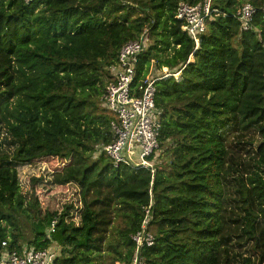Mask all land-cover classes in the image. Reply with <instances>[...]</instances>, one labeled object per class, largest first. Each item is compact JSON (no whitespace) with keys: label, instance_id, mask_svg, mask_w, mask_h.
Masks as SVG:
<instances>
[{"label":"trees","instance_id":"16d2710c","mask_svg":"<svg viewBox=\"0 0 264 264\" xmlns=\"http://www.w3.org/2000/svg\"><path fill=\"white\" fill-rule=\"evenodd\" d=\"M181 1H210L197 49L176 17ZM245 3L257 9L248 31L235 16ZM263 5L0 0V125L12 146L0 149V253L6 241L19 252L49 249L53 264H103L108 246L112 264H131V235L153 198L150 264H264ZM144 29L136 82L152 62L172 74L155 82L163 128L153 179L102 150L113 134L101 95L122 46ZM43 163L52 183L28 177L23 191L18 167ZM71 185L79 201L44 207ZM116 211L126 226L108 240Z\"/></svg>","mask_w":264,"mask_h":264},{"label":"built area","instance_id":"2783aa9c","mask_svg":"<svg viewBox=\"0 0 264 264\" xmlns=\"http://www.w3.org/2000/svg\"><path fill=\"white\" fill-rule=\"evenodd\" d=\"M35 0H25L31 3ZM264 10V5H263ZM210 1L192 4L181 1L176 17L183 21L182 29L189 34L199 48L203 34L207 31V19L211 15ZM256 7L245 3L237 9L235 16L242 24V30L253 29ZM148 30L140 37L124 44L119 52L117 63L111 68L113 79L101 95V101L112 116L110 129L113 140L102 147L115 166L125 165L131 169L146 168L152 179L160 164L158 152L161 147L160 136L163 128L162 111L156 104V85L158 79L167 77L152 76V69L145 78L136 82L138 55L145 49ZM153 184V181L151 182ZM152 206L144 209L140 227L131 235L134 253L131 264H150L144 250L155 245L156 236L151 229ZM54 220L49 234L54 231ZM0 264H53L54 254L49 249L26 248L22 252L7 249L8 243L2 242Z\"/></svg>","mask_w":264,"mask_h":264},{"label":"rangeland","instance_id":"374dc122","mask_svg":"<svg viewBox=\"0 0 264 264\" xmlns=\"http://www.w3.org/2000/svg\"><path fill=\"white\" fill-rule=\"evenodd\" d=\"M193 57H190V60H192ZM157 62H152V66L151 69H155L154 71L156 73H154V71L152 72V76H156V75H163V74H168L170 73L169 68L167 67H163L161 69L157 70ZM171 74V73H170ZM177 78H180V73H176L175 74ZM0 149L4 152H12V146L9 145V136L6 132V130L0 125ZM164 155V154H163ZM161 157V161H163V159L165 158V155ZM15 165V163H12ZM19 170V177L21 180V187L23 189V191L28 189V181L27 178L28 177H32V176H36V177H44L46 181H48L49 183H52V177H53V169L49 164L43 163L40 164L38 166H31V165H21L20 167H18ZM52 186H54L53 184H51ZM51 196V195H50ZM79 201V191L76 190L75 187H73V185L70 186V192L69 193H65L63 195H61L60 197H57L53 200V202L51 203H47L45 204V208L49 209V210H61L63 209L64 204L67 201ZM77 221H79V217H77ZM126 226V222L124 220V216L123 213L121 212H115L114 214V222L113 225L111 227V229L109 230V239H114L116 240L118 238V234L119 232L125 228ZM56 247V246H55ZM239 246H237L238 248ZM57 248V247H56ZM242 251L245 252L246 251V255H252L251 251H248L249 246H242ZM112 248H108V246L105 247V252L103 254V257L101 258L103 264H112L114 257H115V253L112 254ZM60 252V250H58V253ZM119 264V263H116Z\"/></svg>","mask_w":264,"mask_h":264},{"label":"water","instance_id":"95a60500","mask_svg":"<svg viewBox=\"0 0 264 264\" xmlns=\"http://www.w3.org/2000/svg\"><path fill=\"white\" fill-rule=\"evenodd\" d=\"M193 56V55H192ZM172 74H169L167 77L171 76Z\"/></svg>","mask_w":264,"mask_h":264}]
</instances>
